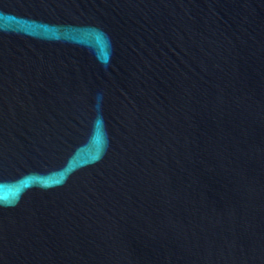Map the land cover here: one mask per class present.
<instances>
[{"label":"water","instance_id":"water-1","mask_svg":"<svg viewBox=\"0 0 264 264\" xmlns=\"http://www.w3.org/2000/svg\"><path fill=\"white\" fill-rule=\"evenodd\" d=\"M0 264H264V0H0Z\"/></svg>","mask_w":264,"mask_h":264}]
</instances>
